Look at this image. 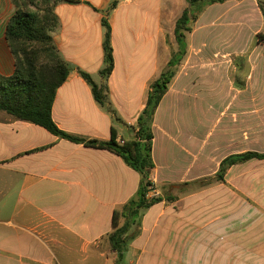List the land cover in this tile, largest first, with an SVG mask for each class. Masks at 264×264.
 Here are the masks:
<instances>
[{
	"label": "crops",
	"instance_id": "1",
	"mask_svg": "<svg viewBox=\"0 0 264 264\" xmlns=\"http://www.w3.org/2000/svg\"><path fill=\"white\" fill-rule=\"evenodd\" d=\"M112 1L64 0L56 5L59 27L53 37L72 71L57 91L52 118L71 135L109 142L114 133L118 143L136 140L151 86L178 50L176 21L188 4L185 0H119L108 12ZM260 2L228 0L210 5L187 34V54L152 124L155 168L151 178L161 197L174 200L164 199L142 212L139 233L128 244L124 264L132 258L133 264H200L201 257H211V245L202 236L211 235V212L201 201L207 186L192 183L215 176L219 170L211 175V161L216 155H223L220 169L231 155L264 152L248 149L264 136V105L255 98L249 99L254 103L250 104L242 96L250 88L249 76L239 86L227 75L228 84L215 82L223 76L217 68L230 67L235 53L251 57L259 46L264 47V41L255 40L264 30ZM216 9L218 32L225 38L221 50L213 49L211 41ZM15 12L12 0H0V71L5 75L15 69L6 40L7 24ZM105 19L112 28L115 60L107 78L101 75ZM253 20L259 25L250 28L247 40L244 37L247 46H232L227 34L238 38L242 24ZM80 71L104 86L110 109L96 101ZM218 87L240 94V101L224 105L223 126L215 117L208 137L201 141L200 102L207 97L203 112L209 121L216 112ZM249 112L254 113L252 122H248ZM218 129L222 135H212ZM253 161L264 160L249 162ZM141 180V173L111 150L60 138L42 126L0 112V208L12 209L15 215L0 221V264H102L104 260L116 264L110 242L113 214L136 197ZM183 258H191V263Z\"/></svg>",
	"mask_w": 264,
	"mask_h": 264
},
{
	"label": "trees",
	"instance_id": "2",
	"mask_svg": "<svg viewBox=\"0 0 264 264\" xmlns=\"http://www.w3.org/2000/svg\"><path fill=\"white\" fill-rule=\"evenodd\" d=\"M62 1L64 0H12L16 12L7 24L6 40L14 57L15 69L11 75H5L0 71V112L17 120L42 126L60 138L111 150L141 173L142 180L136 197L122 209L115 210L113 214L114 230L110 235V242L113 251L117 254L116 264H124L128 244L139 233L142 212L164 199L168 202L174 200L168 196L147 199L151 173L155 168L152 158L154 140L152 124L155 113L176 75L178 66L187 54L186 36L193 31L194 23L205 8L228 0H185L188 7L176 21L175 28L178 50L173 52L167 69L151 86L146 107L138 119L136 140H123V143L116 142L114 133L109 142L79 138L61 130L52 118L57 91L67 81L72 71L53 37V33L59 27V17L55 7ZM117 5L118 1L113 0L108 12L114 10ZM103 25L106 28L105 66L101 75L107 78L115 68V60L111 41L112 28L106 19ZM259 38L264 39V35L259 34ZM80 74L91 86L96 101L110 109L104 86L96 84L90 74L84 71H80ZM251 160H264V152L248 151L231 155L221 162L215 176L197 180L192 184L203 188L213 183L224 182L228 169ZM123 220L124 223L121 224Z\"/></svg>",
	"mask_w": 264,
	"mask_h": 264
},
{
	"label": "rangeland",
	"instance_id": "3",
	"mask_svg": "<svg viewBox=\"0 0 264 264\" xmlns=\"http://www.w3.org/2000/svg\"><path fill=\"white\" fill-rule=\"evenodd\" d=\"M117 1L119 3V0ZM260 3L264 11V0H261ZM218 10L216 9L213 12L212 17L214 21L212 30L214 36L211 41L213 43L212 48L215 50L223 49L221 43L225 39L218 32ZM117 22H119V19H117ZM256 25H259L256 20L252 22L248 21L246 26L245 22L242 24V32L239 34V37H243V41H241V38L233 36L232 33L227 34L228 39L232 38V46L240 47L238 45H241V43L242 45L246 44L244 39L250 32V28ZM260 34L264 35V30ZM255 40L264 41L263 38H258L257 36ZM225 49L228 48L225 47ZM256 51V55H252L251 57L247 53H235L232 57L230 67H223L224 72L221 71V68H217V73L222 72L223 76H217L215 82L217 86L228 84V79L225 78V75H227L231 78L233 77L236 82L238 81L237 85L239 86L241 84L240 82H244L249 76L250 88L246 94L242 95L243 98H248L250 104L254 103L249 99L255 98L260 104L264 105V47L259 46ZM226 68L227 74L225 73ZM203 98V101L200 102L199 137L201 141L208 137L215 117L216 122H220L223 126L226 115L222 113L224 111V105L230 100L233 104L239 103L240 94L228 92V89H219L218 87L216 90V112L214 116L211 114L208 119L209 121L205 119L206 113L203 112L206 111L205 102L207 97L203 96ZM253 114L251 112L248 113V122L253 121L251 119L254 116ZM194 120H196L195 117ZM221 133V130L218 129L214 130L212 135L217 137ZM252 148L264 151V136L257 140L256 145H248V149ZM222 158V154L216 155L215 160L211 161V175H214L219 170V163ZM205 190L207 191L201 196V201L208 207L207 211L211 212V235L210 237L202 236L205 242L211 245V257H201L199 263L264 264V220L262 221L263 223H258L259 219H264V161H253L237 166L232 171H228L224 182L213 183L207 186ZM2 195L3 193L0 191V197ZM10 217L15 218L14 210L0 208V221H4ZM194 258L197 260V257ZM190 259L183 258L182 260L191 263ZM134 260L135 258L126 259L125 264H133L131 261ZM102 264H107V261L104 260Z\"/></svg>",
	"mask_w": 264,
	"mask_h": 264
},
{
	"label": "built area",
	"instance_id": "4",
	"mask_svg": "<svg viewBox=\"0 0 264 264\" xmlns=\"http://www.w3.org/2000/svg\"><path fill=\"white\" fill-rule=\"evenodd\" d=\"M119 142L123 143L124 141L120 140ZM159 196H161V194L157 188L156 182L152 178H150V186L149 191L147 193V199H153Z\"/></svg>",
	"mask_w": 264,
	"mask_h": 264
}]
</instances>
